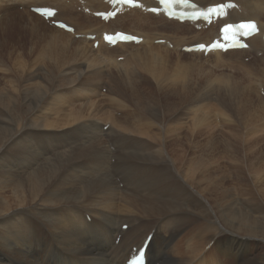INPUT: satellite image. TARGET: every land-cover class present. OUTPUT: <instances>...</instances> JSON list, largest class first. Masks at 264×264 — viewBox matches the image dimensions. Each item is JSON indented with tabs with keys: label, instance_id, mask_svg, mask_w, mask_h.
Listing matches in <instances>:
<instances>
[{
	"label": "bare ground",
	"instance_id": "bare-ground-1",
	"mask_svg": "<svg viewBox=\"0 0 264 264\" xmlns=\"http://www.w3.org/2000/svg\"><path fill=\"white\" fill-rule=\"evenodd\" d=\"M192 1L202 7L234 1L238 7L218 24L196 30L190 21L180 23L138 8L105 22L94 17V12L109 8L104 0H0V46L10 31L19 33L23 43L4 60L22 71L11 94V101L19 102L8 112L9 122L0 121V264H124L149 233L153 237L147 264H264L255 255L259 225L248 218L250 214L244 216L243 188L239 191L237 187L245 168L239 163L241 132L257 133L264 127V0ZM32 7L57 9L53 20L73 26L74 33L51 24L31 11ZM243 20H255L260 28V33L250 38L248 49L205 55L192 52L220 68H234L238 62L243 65L245 79L239 83L231 82L233 76L241 79L231 73L216 75L223 83L220 85L229 90V100L238 101V107L233 108L237 116L219 109L217 124L210 125L208 114L214 110L208 98L195 95L177 81L181 75L196 81L195 74L184 68L202 71L200 63L181 58L171 61L173 51L166 43H173L175 51L209 44L219 36L221 24ZM121 24L137 31L122 30ZM119 30L143 37V41L115 46L103 42V32ZM88 35H96L95 40ZM164 38V45L156 43ZM95 41L99 42L97 48ZM36 51L60 59L65 76H73L66 85L71 91L78 84L84 88L83 74L88 75L92 88L83 98L93 102L85 104L95 116L85 117L91 143L80 149L79 155H86L93 169L100 166L108 172L79 173L72 166L77 152L61 151L72 139L60 141L59 134L69 131L66 127L79 120L81 113L72 116L56 111L61 109L60 99L50 109V95L43 92L40 82L21 86L40 76L33 59ZM245 56L251 61L246 63ZM23 59L27 62L24 68ZM105 83H110L107 94L100 91ZM107 104L110 108L104 110ZM193 104L196 108H186ZM115 110L123 113L116 116ZM220 117L238 126H226ZM263 145L257 147L255 158H264ZM36 146L52 152L54 158L45 157L43 162L37 155L42 161L37 163ZM229 167L237 174L235 178L230 175L237 179L236 185L228 183ZM248 202L250 210L260 209ZM123 225L128 228L123 230Z\"/></svg>",
	"mask_w": 264,
	"mask_h": 264
},
{
	"label": "rangeland",
	"instance_id": "rangeland-1",
	"mask_svg": "<svg viewBox=\"0 0 264 264\" xmlns=\"http://www.w3.org/2000/svg\"><path fill=\"white\" fill-rule=\"evenodd\" d=\"M18 10L21 11L20 8ZM26 11L27 10H22L21 12H26ZM78 12H81L80 8H78ZM85 13H86V11H85ZM2 16H3V13H0V18ZM93 24H94V26H98L99 25V21H95ZM119 28H121L122 30L131 31V32L132 31H137V29L131 28L128 24H121ZM160 31L163 34L165 32V29H159V32ZM78 37L79 36L77 35V38ZM71 39H73L72 41H75L74 37H72ZM156 43H158V42H156ZM161 44L164 45L165 43H161ZM22 45H23V43H22L20 34L19 33H15V31H10V32H8L6 34L5 39L2 41V46H0V121L6 122V123L9 122V120H10V116H9L8 112L14 108V106H15L14 102H19V99H14L13 101H11V94L13 93L14 83H18L17 79L20 77L19 73L22 71V68L20 66H13V64L10 61L4 63V60H5V58L7 57L8 53L10 51H12L13 49H17V48H19ZM167 45H169V44H167ZM169 46H170L171 51H173L169 55V58H170L171 61L177 62L178 59L181 58L182 60L183 59L184 60H188V61L196 63L198 65L200 63V65H201L200 67L203 69L202 71L199 70V69H195V68H189V67L188 68H184V69H188V70L192 71L195 74L196 81L189 80L186 75H181L177 79V81L179 83L183 84L190 92L193 90L195 92V95L200 94V95H204V96H206L208 98L207 103H209L210 106L214 110V112L211 111L208 114V117H209L208 119H209L210 125L217 124L216 119H217V117L220 116V113L218 111L219 109H224L227 112L229 110L230 111L229 114L231 113L233 115V117L237 116L236 113L234 114L235 110H233V108H234V106L236 108L238 107V101H236V99H235V103L237 104L236 105L233 102V100H232V102H231V100H229L230 96L229 95L227 96V94L229 93L228 92L229 90L226 87L220 85V84H223V83H221L219 81V79L217 78L216 75L222 76L224 74L223 72L231 73L232 75H236L237 77H241V79H235V77L233 76V77H231V82L235 81V82L239 83V82H241L242 80L245 79L242 76L243 72L241 70V67H243V65L240 62H238V63H235L234 65H232V67H234V68H231V67H222V68H220V67H217L212 61H210V62L209 61H204L203 59H200L198 57H194L192 52H186L184 50H181L180 48L177 49L176 50L177 52H176L175 49L173 48V46H174L173 43H170ZM181 51H182V53H181ZM163 53L165 54V51ZM176 53H178V55ZM97 54L100 55L99 52ZM253 56H255V55H253ZM204 57H207V56H204ZM33 59L36 62V65L38 67V73L40 74V76H38V77H36L34 79H30V80H27V81L23 82L21 84V86L25 88V87H27L29 85H32V84H30V82L31 83L40 82V84L42 85V88H43V92L50 95V97L47 99V103L50 100L49 101V108L50 109H53L55 107L56 103H57V99L58 100L60 99V100H62V103H61V106H60L61 109L56 110V111H58V112H61V111L65 112L66 111L67 113H71L72 116L78 115V113L79 114L81 113L80 115L84 116L83 118L81 116L82 120H81V118H79V120H77V121L76 120H72V123L69 125L70 127H66V129L70 128L69 131H64L63 135L59 134V136H60L59 140L61 139L60 141H64L65 139L69 140L70 138L72 139V144H69L71 146L66 144V147H63L61 151H64V150L68 151V150H73L74 149L73 153L77 152L76 159L72 160V166L75 167V171H77L79 173L87 172V173H92L94 175H100L102 173L108 172V169L105 168V167L97 166V167H95L93 169V167L91 166V162L90 161H86V159H85L86 155H84V156H83V154H81L82 156L79 155L80 149L85 148L86 146H89V144L91 143L88 140V135H89L88 134V123H89V121H87L86 119L90 118L91 116H93V117L95 116V112H93L92 110H89V112H88V109L86 107L87 105L85 104V103H93V102L86 100V98H83V96H85L88 93V91L92 88V85L90 83L88 75L83 74L82 83H85L84 88H83V85L78 84L76 86V89L71 91L72 89L69 88V86H66V85H68L69 81L73 79V76L72 75L65 76L64 67L62 66V63H61V61H60V59L58 57H56V56H46L43 51H36V52L33 53ZM118 60L119 61H123V58L122 57H118ZM255 60H253L252 62H256L257 61V60L255 61ZM245 61H246V63L248 61H251L250 56H245ZM104 62L108 63V60L104 61ZM24 65H27V62H25V60L23 59V68H24ZM236 68L239 69L238 71H241V74H238L239 72L237 71ZM171 73L174 74V71H172ZM50 79H51V81H50ZM55 81H57V82H55ZM61 84L65 85L66 87L65 88L62 87ZM48 85L50 86V88H49ZM109 88H110V83H105V84L100 85V91H103V94H107L108 91H109ZM262 94L264 95L263 92H262ZM107 105L104 107V110H108L110 108L109 105H108V107H107ZM196 106H197L196 104H193V105H190V106H188L186 108H193V107L196 108ZM229 106L232 107V109L231 108L229 109L228 108ZM186 108L183 109V111H185ZM76 110L78 112H76ZM231 110H233V111H231ZM82 113L85 114V115H83ZM121 113H123V112H120V111H117V110H115V112H114V114L116 116H121ZM89 114H91V116ZM87 115H88V118H87ZM181 115H182V113L179 115V119H180ZM217 115H219V116H217ZM85 117H86V119H85ZM220 118H221L222 123H225L226 126L227 125L228 126H235V125L238 126L237 124H235V122L232 123L231 121H224L223 117H220ZM192 120H193V116H192ZM98 121L101 124L102 121H100V120H98ZM218 121H219V119H218ZM227 122L228 123L230 122V124H228ZM102 125H103V122H102L101 126ZM108 127H109V123H107V125L104 126V128H105L104 130L106 131V129H108ZM258 127H257V129H258ZM262 128H264V127H262ZM262 128H260V130H258V132L255 129L254 131H256L257 133H255L253 131H250V130L249 131L242 130V132H241V135L243 133L244 136H242L243 139L241 138L242 141L240 139L239 140L240 142H238V145L240 146V148L243 149V150L240 149L241 152H240L239 156L241 158L240 159L241 161L239 160V163L240 164L242 163L241 165H243V166L245 165L244 166L245 168L247 166V168L246 169L242 168L241 176L243 178L241 177V182L239 183V185L237 184V187H238V189L239 188L240 189L243 188L242 189L243 192L245 191L244 192L245 194H244L242 192V190L240 191V189H239L240 195L242 197L241 203L243 204V208H244V209L242 208V210H243V213H245L244 216H249V214H250V216L248 218H252L254 220L253 222H254V224L256 226L259 225V226H257V229H258V235H259L258 239H260V240H258V243H257V246H256L257 248H255V255L262 262H264V236L262 234V233H264V219H263L264 218V201H263L264 200V168H263L264 167V158H255V155L258 156V154H257V152H258L257 149L258 148L257 147H259L260 145L264 144V132H263L264 129H262ZM239 129L241 130V128H239ZM248 132L249 133L253 132V134H255V137H253L254 135L250 133L252 138H254L253 140L249 136ZM260 132H262V133H260ZM246 133L248 134L249 137L247 136ZM258 133H259V136H256V135H258ZM245 136L250 138L251 141L246 140L248 138L245 137ZM221 137H222V135H221ZM227 138L231 139L228 136H227ZM255 138H257V141L255 140ZM245 140L248 141V142H246ZM239 143H241L243 146L241 144H239ZM251 143H254V144L251 145ZM35 149H36V157H37V155H40L43 162H44V158L45 157H48L50 159L54 158V155H53V157H51L52 156V152H47V151L43 150L42 148H40V146H36ZM250 150H252V151L249 152ZM253 150H254V152H253ZM246 151H248V153H246ZM57 152H58V150H57ZM50 153H51V155H50ZM249 154H251V155L249 156ZM244 155H246V156L248 155L249 157L248 156L246 157ZM253 155H254V157H252ZM40 156H38L39 158L37 157L39 159V160L37 159V161H36L37 163L42 162L41 159H40ZM248 158H249V160H250L249 162L251 164H249V162H247ZM252 159H253V162H252ZM258 159H262V160H260L261 162ZM242 160H243V162H242ZM244 162H246V163H244ZM258 162L261 164V166H260V164H258ZM2 163H3V161L0 160V164H2ZM86 163H87V165H86ZM256 163H257V166H256ZM249 165H250L251 168L249 167ZM254 166H255L256 169L259 168L260 171L259 170H255V168H253ZM258 166H260V167H258ZM249 168L252 170L251 172H253V173L250 172ZM246 171H248V172H246ZM233 172H234V170L232 171L230 169V167H229V169H226V173L228 174V177H230V175L231 176L233 175V178H235V176L237 174H236V172H234L235 174ZM261 174H262V177L259 176ZM250 175H253L254 179H253V176H250ZM230 178L227 179V180H229L228 183L231 184V185L230 184L229 185L230 186L236 185L235 182H237V179H232V177H230ZM244 178H245V180H244ZM257 178H259V179H257ZM249 180H250V182H249ZM253 181H254L255 184L253 183ZM248 183H250V184H248ZM243 184H244V186H243ZM123 185H124V183H121L120 184V188H123ZM250 185H252V186L250 187ZM246 189H248V190L246 191ZM249 189H250V191L253 189L254 192L253 191L249 192ZM256 194L257 195L259 194V195L257 196ZM245 198H246L247 201H245ZM249 198H251V199H249ZM257 198L260 201H258ZM243 199L248 204L245 203L244 201H242ZM254 199H255V201H254ZM248 201L254 202L256 206L255 205H253V206L255 208H257V206H258V208H260V209L258 211H255V212H254V210L253 211L250 210L251 207H252V204H249ZM247 210L248 211L250 210V211L248 212ZM254 214H256V215H254ZM258 214H259V216H258ZM256 216H258V217L256 218ZM254 217H255V219H254ZM257 220H259V221L261 220L260 221L261 223L259 224V221H257ZM261 227H262L263 231L261 230Z\"/></svg>",
	"mask_w": 264,
	"mask_h": 264
},
{
	"label": "snow or ice",
	"instance_id": "snow-or-ice-1",
	"mask_svg": "<svg viewBox=\"0 0 264 264\" xmlns=\"http://www.w3.org/2000/svg\"><path fill=\"white\" fill-rule=\"evenodd\" d=\"M209 11H212V12H214L215 11V9H210ZM246 26H248V25H246ZM229 27H231V25H229ZM250 27H255L254 25H251Z\"/></svg>",
	"mask_w": 264,
	"mask_h": 264
}]
</instances>
